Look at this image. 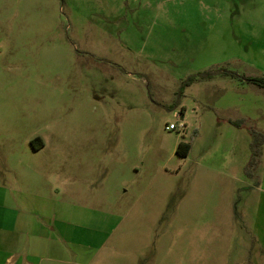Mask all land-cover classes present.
<instances>
[{
  "label": "rangeland",
  "instance_id": "1",
  "mask_svg": "<svg viewBox=\"0 0 264 264\" xmlns=\"http://www.w3.org/2000/svg\"><path fill=\"white\" fill-rule=\"evenodd\" d=\"M118 6L0 0V170L61 225L15 260L264 264V87L247 79L264 76V0Z\"/></svg>",
  "mask_w": 264,
  "mask_h": 264
},
{
  "label": "crops",
  "instance_id": "2",
  "mask_svg": "<svg viewBox=\"0 0 264 264\" xmlns=\"http://www.w3.org/2000/svg\"><path fill=\"white\" fill-rule=\"evenodd\" d=\"M156 1L158 4L161 0H118V8L120 9H117L116 14L113 16L114 18H118V20L123 17L125 19L126 17L122 15L126 13L138 14V12L143 8L142 6H154L156 5ZM195 1L201 2L202 0ZM205 1L215 2L219 0ZM163 3L164 2H162V4ZM212 5L215 4H211L210 6ZM118 14H122L121 17H119ZM8 134L12 135V132H8ZM12 140V137L0 140V150L6 145H12ZM44 147V142L41 143V141H39L38 148L32 147L30 150L32 153H39L41 149H44ZM0 157H3L1 151ZM7 165L8 170L13 176L12 178H8V176H5V173L0 170V175H4L2 177L0 176V264L2 261H5V264H7L6 261L11 258H13L14 261H11L10 264H23L21 257L15 260L14 251H16L17 248L21 247L23 244L28 245V242L30 241L57 237V234H54L53 230H58L57 228H59V226L61 227V225L58 226L55 224L57 222V213L55 211L50 212V214H52L51 217L47 214V194L44 193L40 187L30 189L24 186L21 190H16L15 185L13 184L17 180L15 179L12 183L9 179L16 177L17 168L12 169L11 163H8V161L5 166L7 167ZM39 169V167L35 168L38 176L40 175L38 172ZM47 221L49 222L48 225L53 223V226L51 227L52 230L47 228ZM77 228L80 229L84 236L89 240L88 246L90 247L93 239L91 236H102V234H105L100 243L103 244L107 241L106 233H108V230L106 228L95 229L93 227H78V225H74L73 227H67L65 228L66 230H63L70 232L76 230ZM24 236L32 237L33 239H26ZM4 252H8V255L5 257L6 260H4Z\"/></svg>",
  "mask_w": 264,
  "mask_h": 264
},
{
  "label": "trees",
  "instance_id": "3",
  "mask_svg": "<svg viewBox=\"0 0 264 264\" xmlns=\"http://www.w3.org/2000/svg\"><path fill=\"white\" fill-rule=\"evenodd\" d=\"M223 71L225 72V70H223ZM213 73H214V71H205L204 73L201 72V75L203 78H206V77L212 76ZM193 79H195V77H193V76L190 77L187 83L189 84L191 81H193ZM247 79L252 81L254 84H256L260 87H264V76H258V77L250 76ZM257 133H258V135H257ZM261 136L264 139L263 133L254 131V137L252 138V147H253V154H252L253 157L251 160L252 164L255 163L256 156L259 155V150H260L259 145L262 141ZM36 140L42 141L41 138H39V137H37L35 140H32V146L34 148H38V145L36 144ZM190 149H191V143L190 142H184L183 140H181L178 144L177 153H179L182 156H186L187 153L190 152Z\"/></svg>",
  "mask_w": 264,
  "mask_h": 264
},
{
  "label": "built area",
  "instance_id": "4",
  "mask_svg": "<svg viewBox=\"0 0 264 264\" xmlns=\"http://www.w3.org/2000/svg\"><path fill=\"white\" fill-rule=\"evenodd\" d=\"M166 127L168 129H174V128H176V123L175 122H170L169 124L166 125Z\"/></svg>",
  "mask_w": 264,
  "mask_h": 264
}]
</instances>
